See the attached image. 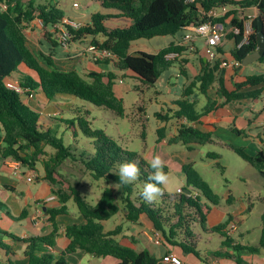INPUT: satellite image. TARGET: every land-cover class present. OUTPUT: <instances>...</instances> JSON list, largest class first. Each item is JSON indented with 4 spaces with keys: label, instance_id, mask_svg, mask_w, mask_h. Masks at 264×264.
Returning <instances> with one entry per match:
<instances>
[{
    "label": "trees",
    "instance_id": "16d2710c",
    "mask_svg": "<svg viewBox=\"0 0 264 264\" xmlns=\"http://www.w3.org/2000/svg\"><path fill=\"white\" fill-rule=\"evenodd\" d=\"M107 11L117 12L118 19L130 21L128 27H106L110 17L96 14L92 16V23L75 30L69 28L71 42L91 38V46L101 50L110 51L114 58L104 60L112 62L119 71L130 72L147 88L155 87L160 77L169 71L175 62H187L185 49L171 43L158 54L137 52L131 55L130 49L134 42L142 39L156 37H174L188 26H199L207 21V13L222 7H233L225 16L214 20L223 25V41L218 48L220 58L213 64L202 61V69L193 80L185 93V100L179 101L178 111L171 117L159 114L157 117L164 121L176 119L185 120L177 129L176 135L168 143L171 145L184 144L188 151L193 145L204 146L214 142L217 125L214 123L217 114L235 101L255 100L262 89L245 90L264 84V74L246 76L243 81L227 85L226 70L222 68L223 47L231 41L234 42L228 59H234L243 64L244 60L259 49L257 36V17L264 22V0H196L187 3V0H98ZM6 6V9H3ZM255 8L257 17L251 23V31L247 41H244L247 30L248 17L245 10ZM45 24L46 37L52 44L60 46L53 39L49 30H56V26L65 19L63 11L55 0H0V153L5 160L21 162L23 169L35 171L42 163L45 179L54 187L53 193L58 198L59 208H47L48 222L52 224L53 231L47 236H38L21 239L9 232L0 229V251L5 254L7 264H14L15 246L25 245L24 255L28 264H68L67 256L83 251L97 258H113L117 264H160V260L148 250L138 251L133 247L122 244L118 239L122 227L106 232L103 223L120 213H124L127 222L143 226L142 221L148 222L154 233H160L166 243L182 249L183 254H193L200 258L192 241L193 233L190 228L184 227L189 215L194 214L203 227L207 222L210 207L203 204L197 196L195 199L185 194L169 197L164 191L163 204L146 203L141 192L147 177L151 173L149 162L138 153L123 150L112 138L102 130H94L88 120L82 117L60 120L72 131L74 139L84 138L90 140L93 153L87 151H73L53 129L42 125L41 115L31 109L23 101V95L7 88V82L18 76V82L25 89L24 95L42 92L49 101H54L60 95L75 97L81 101L105 108L124 116V101L118 98L114 91L117 76L113 72L81 74L77 70L63 71L56 67L53 54L44 52L33 53L27 45L25 34L27 24L35 18ZM231 20L228 22V20ZM264 31V29H263ZM105 38L99 42L96 37ZM177 53L180 58L169 59L170 54ZM186 57V56H185ZM264 63V56L258 61ZM25 67L29 74L23 73ZM232 86V87H231ZM193 89L207 97V103L199 112L194 102L189 100ZM215 90L222 96V101L213 100L208 92ZM198 125V127H195ZM237 135L244 132L233 129ZM159 141L165 139V128L157 131ZM79 141V140H78ZM46 147L53 152L49 153ZM241 159L250 164L264 179V149L256 155L250 154L245 148L233 144L228 146ZM220 159V156L213 155ZM67 160L83 161L85 168L95 181H105L111 184L119 183L116 174L119 166L125 161H138L141 168L139 179L129 185L120 186L117 191L107 186L101 198L95 204L87 201L81 191L61 172L62 165ZM188 188L202 195L212 204L219 205V200L209 187L198 176L192 165H184ZM138 195V196H136ZM232 199L230 195L229 200ZM73 202L79 214L84 218V225H67L61 227L57 218L69 215L68 204ZM172 205L173 213L163 205ZM6 205L0 200V214ZM186 213V216L184 215ZM28 210H25L21 219H25ZM170 215V216H169ZM233 217H229L225 224L214 227L211 231L221 234L226 240L223 246L233 249L236 254L230 255L224 250L215 252L218 258L233 259L235 264H248L242 258L244 253H257V249L232 246L226 229ZM262 234L260 245L264 247V213L262 215ZM63 229L69 243L58 256L53 250L57 247L56 240ZM7 240L15 246L7 243ZM163 245H165L163 243ZM166 246V245H165Z\"/></svg>",
    "mask_w": 264,
    "mask_h": 264
},
{
    "label": "rangeland",
    "instance_id": "374dc122",
    "mask_svg": "<svg viewBox=\"0 0 264 264\" xmlns=\"http://www.w3.org/2000/svg\"><path fill=\"white\" fill-rule=\"evenodd\" d=\"M55 2L58 3L59 8L66 17L76 19H80V13H90L96 7V3H93L95 2L94 0H55ZM74 3H78L79 7L74 8ZM185 34V30H183L174 37L142 39L136 43L148 45L150 51H152L151 49H162L172 42L181 40ZM233 45L234 42L231 41L225 47L228 53ZM58 50L61 49L58 48ZM180 70L181 66L177 62L169 71L165 72L160 77L155 87L151 88L144 87L137 79L126 76L127 72L118 71L116 84L124 83L126 87V91L121 96V99L124 101V116L120 117L110 110L98 108L77 99L75 106L76 113L73 114L72 118H85L90 122L92 129L104 131V133L112 138L123 150L138 153L142 155L147 162L151 160L146 159L150 155L159 154L166 164L164 171L170 176V183L164 187V191L169 197H176L178 195V190H192L191 187L188 188L186 176L183 172L184 165H192L200 179H202L211 192L217 196L219 205L216 208L218 212L224 214L225 220H223V222L234 214L242 221L238 225L236 222H231L236 224L239 230H236L237 232L234 231L229 237L227 234L225 235L228 238H231L233 235V238L242 244L240 246L257 249V253L242 254L243 260L245 257H250V260H248L250 264H263L264 247L260 245V239L263 227L262 215L264 213V179L260 176L258 171L241 159L229 147L219 143L199 146L193 152H189L187 146L184 144H159L157 131L160 127L165 128L166 139L169 141L173 135L177 133V129L180 126V122L176 119L167 120V123H162L156 116V113L160 112L162 115L168 117L172 116L168 110L169 99L171 98L169 91L173 89V93L175 94L176 92L182 93L187 83L186 77L181 75ZM263 71L264 63L255 62L249 66L247 73L249 75H259L263 73ZM170 84L173 85V87H170ZM190 97L192 101L198 97L205 99L196 89H193ZM77 112L81 113L78 114ZM54 132L58 137L62 138L65 144L73 151L78 149L79 152L87 151V153H93L90 140L80 135V138L77 139L76 142L72 131L69 130L66 125H58ZM46 150L49 153L53 152L48 147H46ZM213 155L220 156V159L214 158ZM61 170L71 183L81 191L87 201L92 204L99 201L103 190L107 186L112 187L113 185L103 180L95 181L90 172L85 168L83 161L80 160H67L62 165ZM114 189L115 191L118 190L116 188ZM193 191L194 195L197 194L201 201H206L212 209H216L202 193L195 189ZM230 195L234 198L233 203L231 202L232 204L228 201ZM154 203L161 206L163 204L162 197L158 198ZM68 206L71 211L77 212V208L73 202L69 203ZM163 206L168 209L169 214L173 213L174 207L172 205H167L166 203ZM184 215L186 216V213H184ZM188 215L189 218L184 224V227L190 228L195 236L192 241L195 242V250L200 256V258L197 256L193 257L196 264H211L210 260L214 258L215 252L220 250H225L233 256L236 254L234 250L223 246V242L226 239L223 238L221 234L211 231L219 222L213 224L211 221L213 219H211L202 227L192 212L191 214L187 213V217ZM103 225L106 232H110L115 230L118 226H121L122 233L120 236H135L134 239L137 238L141 241L139 245L143 244V249L148 250L156 257H159L160 254L165 252L166 247H164V245H157L153 241L149 242L146 239L142 226L128 223L123 212L112 217ZM241 233L245 235L244 239L240 237ZM149 235L151 237L149 236L148 239H153L155 233H150ZM120 240L122 241V239ZM137 250H139V248ZM164 260L165 259H163V262ZM231 260L234 261L233 259ZM0 264H7V258L2 251H0Z\"/></svg>",
    "mask_w": 264,
    "mask_h": 264
},
{
    "label": "crops",
    "instance_id": "0c3cea01",
    "mask_svg": "<svg viewBox=\"0 0 264 264\" xmlns=\"http://www.w3.org/2000/svg\"><path fill=\"white\" fill-rule=\"evenodd\" d=\"M96 3V7L90 13H80L79 18H71L66 17L64 20H74L76 22L81 23L83 26L90 25L92 23V16L96 14H101L110 17V19L106 22L105 26L109 28H116V27H128L130 25V21L126 19H118L116 16L118 15L117 12L114 11H106L102 4L98 0H94ZM240 1V0H238ZM78 4V3H74ZM227 12H231L232 10H240L233 7H226ZM219 13L222 11L219 9ZM245 14L247 17L253 16L257 17V12L255 8L245 10ZM231 18L228 20V22ZM51 34H53V39L55 40V30H49ZM46 30L35 27L33 25L27 24L25 34L27 37V45L30 50L38 54L40 52H44L47 55L53 54V60L55 65L58 69L63 71H72L77 70L81 74L85 75L89 72H96V73H106V72H113L114 74L118 73V69L114 66L112 62H105V61H95L93 60V53L90 51L91 47V38L81 39L80 41H74L70 44L68 49L62 48L61 46L56 44H52V42L47 39L46 37ZM186 33V32H185ZM96 39L99 42H103L105 40L104 37L98 36ZM139 41V40H138ZM136 41V42H138ZM134 42L130 49V54H136L137 52H144L148 54H158L163 49L167 48L168 46L162 49H151L148 45L136 43ZM178 42V41H177ZM172 42V43H177ZM198 52L197 53H190L185 52L184 58L187 59V62L181 63V61H177L181 66L180 73L184 75L187 79L186 86H184L182 93L181 92H174L173 89H170L169 94L171 98L169 99V112L172 116L178 111L179 101L185 100V93L189 84H191L192 80L195 79L202 69V61L206 60V53H207V46L203 41L197 43ZM227 46V45H226ZM224 46L223 52L224 57L223 59H228L230 56L229 53L226 51ZM61 49V50H58ZM231 50V49H230ZM175 62V64L177 63ZM249 66H242L239 69H225L226 76H227V85L230 86L231 83H237L244 80L246 76L249 75L248 72ZM21 71L23 73L29 74V71L22 67ZM264 74V71L263 73ZM128 77L136 79L133 74L127 72ZM15 80H18V76H14ZM123 83V82H122ZM122 85V86H120ZM170 87L173 85H169ZM232 87V86H231ZM262 89L259 97L255 100L247 99L241 101H235L233 103L228 104L224 110L220 111L217 114L216 120L214 123L217 125V130L214 136V144H222L226 145L227 147L230 144L243 147L245 148L250 154L256 155L264 149V84L255 87V88H248L245 90H258ZM198 91V89H196ZM115 94L118 98H121L122 94L126 91V87L123 84H115L114 86ZM195 93V92H194ZM202 95V94H201ZM208 95L213 100H217L218 102L222 101V96L218 95L215 90H210ZM204 96V95H203ZM198 97L194 99V103H196L197 111H201L207 103V97L204 96ZM23 101L26 103L31 109L38 112L41 115L42 125L45 128H50L55 130L56 127L62 123H59L60 120H67L68 118H72L73 114L76 113L75 106L77 99L72 96L67 95H60L54 101H49L42 92L32 93L31 95H23ZM203 106V107H202ZM202 107V108H201ZM78 114L81 112H77ZM162 114L156 113V116ZM171 117V116H170ZM159 118V117H158ZM162 123H167L164 121V118H159ZM172 119V118H171ZM170 119V120H171ZM169 120V121H170ZM180 125L185 124L186 121L182 120L179 121ZM167 126V125H166ZM198 127V125H195ZM164 128V127H160ZM233 129L242 131L245 135H237ZM2 130L0 128V136H2ZM176 134L173 135V137ZM172 137V138H173ZM161 143H168L166 139L159 141ZM169 144V143H168ZM212 144V143H211ZM178 145V144H177ZM199 146L193 145V150L189 152H193ZM153 156H149L146 159H151ZM7 161L5 160L1 153H0V200L5 203L6 208L3 213L0 214V229L5 232H9L21 239H28L32 237L38 236H47L53 231L52 224L48 222V217L46 215L47 208H59L60 204L58 198L54 195L53 190L54 187L45 179V171L43 164L40 163L37 165L35 171H29L23 169L22 176L20 178L14 177L10 169L7 166ZM62 172V170H61ZM33 175L34 181L29 182L27 177ZM232 196V195H231ZM54 197V200L51 198ZM100 199V198H99ZM234 198L229 201V203H233ZM98 202V201H97ZM96 202V203H97ZM203 204H207V202H203ZM231 203V204H232ZM212 204V203H211ZM210 207V212L207 216V221H212L213 224L215 222H219V225L225 224L228 220L222 212L217 211V206L214 205L216 209H212ZM69 208V206H68ZM25 210H28V214L25 219H21L22 214ZM250 211V210H248ZM246 212V211H245ZM244 212V213H245ZM222 213V214H221ZM247 213V212H246ZM227 214V212H226ZM119 215V214H118ZM235 219L234 222L241 223L242 221L236 217V215H232ZM229 219V218H228ZM58 224L63 228L67 225L77 224V225H84L86 221L84 218L77 212L71 211L69 209V215L59 216L57 218ZM144 225L142 226L144 236L149 242H152V238L150 233H154L153 228L151 225L146 222L142 221ZM105 223V222H104ZM103 223V224H104ZM129 223V222H128ZM229 226V225H228ZM216 227V226H215ZM239 227H237V231ZM236 231V232H237ZM156 234V233H155ZM160 234V233H159ZM135 236L126 237L124 236H117V239L124 245L133 247L140 251L146 250L143 249L142 245L140 244L141 241L139 239H134ZM151 237V236H150ZM241 238L244 239L245 235L241 233ZM122 239V241L120 240ZM232 246H240L237 240L231 236ZM12 246H15L14 243L7 240ZM69 241L65 237L63 229L60 232L59 237L56 240L57 247L53 250L56 255H60L62 251L65 250ZM128 243V244H127ZM163 243L165 248V252L160 254L157 257L160 260V264H165L163 259H166L170 254L179 256L182 258L184 264H196L195 260H193L195 255L193 254H183V251L179 247H174L166 243L163 238ZM138 250V251H139ZM233 250V249H231ZM25 245L17 244L15 246V256L12 257V261L14 264H28L27 258L24 255ZM225 251V250H224ZM226 253V251H225ZM156 257V256H155ZM166 257V258H165ZM244 260L248 263L250 257H245ZM68 264H117L116 260L110 257L107 258H97L92 255H89L83 251H79L73 254H69L67 256ZM211 264H235L234 261L231 259L225 258H218L215 257L210 260ZM264 264V262H263Z\"/></svg>",
    "mask_w": 264,
    "mask_h": 264
},
{
    "label": "built area",
    "instance_id": "2783aa9c",
    "mask_svg": "<svg viewBox=\"0 0 264 264\" xmlns=\"http://www.w3.org/2000/svg\"><path fill=\"white\" fill-rule=\"evenodd\" d=\"M196 0H187V3H194ZM74 8H78V4H74ZM6 6H3V9H6ZM217 10H212L209 13H207V21L199 26H188L184 30L186 32L185 36L177 42V46L184 48L185 52L190 53H197L198 52V46L197 43L200 41H203L205 45L207 46V53H206V60L210 63H215L218 58H220V55L218 54V48L222 44L223 41V25L221 23H216L214 20L221 18L225 16L227 13L226 7L220 8L222 13H219ZM255 17L249 16L248 17V23H247V30L245 34L244 41L239 45L241 47L248 39V36L251 31V23L254 20ZM29 25H33L35 27L44 29L45 24L42 20L39 18H35ZM83 25L79 22H76L74 20H63V22L56 26L55 30V37L58 43L62 48L68 49L70 47L71 42V34L69 32V28L78 30L82 28ZM90 51L93 53V60L95 61H104L108 59H113V54L108 50H101L96 46H91ZM224 57V55H223ZM169 59H176L180 58V55L177 53L170 54L168 56ZM243 66V64L237 60L234 59H223L222 58V68L224 69H239ZM7 88L15 91L16 93L20 95L25 94V89L20 85L18 80L10 79L7 82ZM264 127V126H263ZM7 166L10 169L11 174L16 177L20 178L22 176L23 167L21 162L14 161V160H8ZM27 180L29 182L34 181V176L30 175L27 177ZM178 194H185L190 198L195 199L198 195L187 194L184 190H178ZM55 198L52 197L51 200H54ZM237 230V225L234 223H230L228 228L226 229V234L229 237L234 231ZM152 241L157 245H163V239L162 236L159 233H156ZM165 264H184L181 257L170 254L165 260Z\"/></svg>",
    "mask_w": 264,
    "mask_h": 264
},
{
    "label": "clouds",
    "instance_id": "9594fccd",
    "mask_svg": "<svg viewBox=\"0 0 264 264\" xmlns=\"http://www.w3.org/2000/svg\"><path fill=\"white\" fill-rule=\"evenodd\" d=\"M149 167L152 171L147 177V182L143 185L141 197L146 203L151 204L163 196L164 187L170 183V176L164 171L166 164L159 154L153 155L149 161ZM116 174L119 177V183L112 185L116 189L136 182L141 175L139 162L125 161L121 163Z\"/></svg>",
    "mask_w": 264,
    "mask_h": 264
},
{
    "label": "water",
    "instance_id": "95a60500",
    "mask_svg": "<svg viewBox=\"0 0 264 264\" xmlns=\"http://www.w3.org/2000/svg\"><path fill=\"white\" fill-rule=\"evenodd\" d=\"M257 23H258V30H257V36L259 40V49L256 53H253L249 55L243 62V66H250L254 64L255 62H258L263 56H264V22L260 17H257ZM187 194H190L191 192L189 190H186Z\"/></svg>",
    "mask_w": 264,
    "mask_h": 264
}]
</instances>
